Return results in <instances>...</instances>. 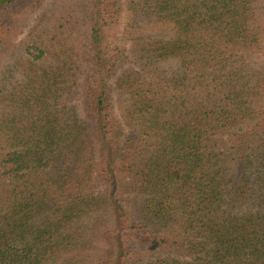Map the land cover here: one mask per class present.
Here are the masks:
<instances>
[{
  "label": "trees",
  "instance_id": "trees-1",
  "mask_svg": "<svg viewBox=\"0 0 264 264\" xmlns=\"http://www.w3.org/2000/svg\"><path fill=\"white\" fill-rule=\"evenodd\" d=\"M46 5L0 0V264H264V0Z\"/></svg>",
  "mask_w": 264,
  "mask_h": 264
},
{
  "label": "rangeland",
  "instance_id": "rangeland-1",
  "mask_svg": "<svg viewBox=\"0 0 264 264\" xmlns=\"http://www.w3.org/2000/svg\"><path fill=\"white\" fill-rule=\"evenodd\" d=\"M52 1H54V0H47V5L46 6L52 4ZM33 23H34V20H32V21L29 22V24L23 29L21 35L18 36V39L16 40V42H22L28 36V33L31 30V28H32L31 26L33 25ZM76 103H77V105H80L79 104V101H76Z\"/></svg>",
  "mask_w": 264,
  "mask_h": 264
}]
</instances>
